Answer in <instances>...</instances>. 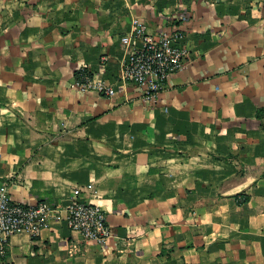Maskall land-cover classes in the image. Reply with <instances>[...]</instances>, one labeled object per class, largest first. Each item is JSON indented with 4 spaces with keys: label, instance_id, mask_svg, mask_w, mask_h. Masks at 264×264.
<instances>
[{
    "label": "crops",
    "instance_id": "1",
    "mask_svg": "<svg viewBox=\"0 0 264 264\" xmlns=\"http://www.w3.org/2000/svg\"><path fill=\"white\" fill-rule=\"evenodd\" d=\"M134 18L187 48L155 101L120 78ZM75 187L105 242L68 227ZM1 188L55 211L0 264H264V0H0Z\"/></svg>",
    "mask_w": 264,
    "mask_h": 264
},
{
    "label": "built area",
    "instance_id": "2",
    "mask_svg": "<svg viewBox=\"0 0 264 264\" xmlns=\"http://www.w3.org/2000/svg\"><path fill=\"white\" fill-rule=\"evenodd\" d=\"M125 48L120 78L122 81L136 83L142 89V96L155 101L164 81L180 69L187 58V48L182 43V31L177 28L171 32L154 34L144 29L142 22L134 18L126 33L121 35ZM139 40V43L135 42ZM104 58V56H103ZM76 76V86L80 90H95L101 94H112L113 84L96 77L84 65ZM91 187V185H87ZM79 187L72 189L71 200L65 206V221L68 227L83 239L103 243L112 234L106 221L103 207L89 198L79 199ZM55 211L52 202L39 200L34 204L13 200L5 188L0 189V258L7 252L11 235L27 232L39 233L48 223Z\"/></svg>",
    "mask_w": 264,
    "mask_h": 264
},
{
    "label": "trees",
    "instance_id": "3",
    "mask_svg": "<svg viewBox=\"0 0 264 264\" xmlns=\"http://www.w3.org/2000/svg\"><path fill=\"white\" fill-rule=\"evenodd\" d=\"M74 73L78 77L80 75L81 71L79 69H76Z\"/></svg>",
    "mask_w": 264,
    "mask_h": 264
}]
</instances>
